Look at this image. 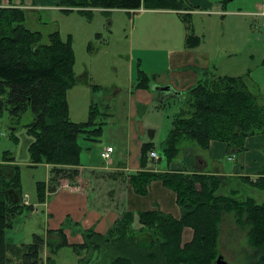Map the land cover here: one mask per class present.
<instances>
[{"label": "trees", "instance_id": "1", "mask_svg": "<svg viewBox=\"0 0 264 264\" xmlns=\"http://www.w3.org/2000/svg\"><path fill=\"white\" fill-rule=\"evenodd\" d=\"M226 1L230 0H223L222 4ZM58 3L68 11H85L89 17L93 15L92 8L130 11L142 6L183 11L180 15L187 31L186 47H195L200 42V36L193 33L191 13H184L196 7L188 0H60ZM27 13L26 9L14 5L0 6V119L7 112L19 123L26 111L33 112V120L25 125L34 138L29 145V154L34 164H54L49 179L54 188L59 172L64 169L58 165L69 166L63 173H68V178L75 182L78 169L74 166L80 165L82 150L79 137L85 134L91 139L100 134L99 128L91 129L98 125L95 120L98 110L92 104L87 120L78 122L70 118L67 94L79 80L74 71V52L70 44L62 40L58 30L49 33L45 40L41 31L30 28L26 22ZM189 67L198 74L210 71L186 66ZM138 74L136 86L149 89V77L140 69ZM246 74L218 76L211 71L188 89V95L183 99L185 104L173 117V126L163 146L168 164L180 155L185 145L207 149L211 140H221L228 148L242 150L248 135L264 132V103L259 102L252 91L251 78ZM142 106L138 104V110ZM154 146L152 142L143 143L142 168ZM8 166L0 163V264H14L13 257L21 250L19 245L5 240L7 230L17 218L12 216L28 212L33 206L22 207L16 203L22 191L18 165L12 166L11 178L6 177L3 170ZM154 179L162 180L164 186L176 193L181 211L179 218L159 209L139 211L136 214L141 226L135 228V213L127 210L106 234L93 229L84 231V242L74 243L73 248L79 252L93 251L105 264H215L217 254L220 255L223 215L232 212L246 230L247 244L253 249V252H245L238 264H264V198L261 202L252 196L240 199L235 191L220 195L221 181L214 174L146 169L130 174L131 184L140 194L148 192ZM241 179L264 190V175H244ZM44 187H41L43 192L40 191L42 200ZM70 221L67 219V223ZM65 227L49 230L47 238L44 234H35L28 244L29 251L24 254L25 260L21 262L56 264L51 253L45 261L41 254L48 237L57 235L63 238V244L67 243ZM185 227L193 229V237L187 242L182 240ZM49 248L53 249V245Z\"/></svg>", "mask_w": 264, "mask_h": 264}, {"label": "crops", "instance_id": "2", "mask_svg": "<svg viewBox=\"0 0 264 264\" xmlns=\"http://www.w3.org/2000/svg\"><path fill=\"white\" fill-rule=\"evenodd\" d=\"M38 1L40 2L41 0H37V3H39ZM45 1L54 3L60 2V0H42L44 3ZM222 1L223 0H220L219 4L216 0H188L190 4L196 6L194 9H188L186 12L191 13V23L194 24L193 33L200 36L199 44L191 48H188L185 45L187 31L185 22L180 15V12L183 11L147 9L144 7L130 9V11H127L128 14H133L132 18H134L133 16L136 14L146 15L158 14L161 12L174 14L175 16L170 22L178 24V36L180 35L183 47L177 48L175 46L174 48L168 50L165 65L160 68L163 72L161 70H149L147 67L152 63L151 57L145 55L139 56L140 58L137 63L138 66L134 86H131V90L129 91L130 96L128 98L127 108L130 117L128 123L125 125L126 130L122 133V148L118 154L115 153L116 148L112 142H107L108 144H105V142L100 139L108 125V120H103V118H106L107 116L109 119L112 115H115L112 114V101H110L109 105H107L109 108L108 110L102 109L104 111H98L95 118L98 125H94L91 129L99 128L100 134L91 139L87 138L88 140L95 142L100 139V149L97 153H95L93 151L95 147H93L92 151H90L89 147V153L86 154L83 159L80 158V165L74 166L78 168L79 174L76 176V179L81 183V185H78H80L82 189L76 190V188H69L70 186H67L68 183H70L69 180L62 181V184L60 185L62 187L57 186V188H55L53 186L54 188H52V184H50L49 179L52 175V172L50 175V169L54 167V164L44 163L47 167L44 199L42 200L37 196V199L29 201L28 196H25L28 194H24L21 191V195L18 196L16 203H19L22 207H24V205L28 206L26 203H31L33 205L39 204L38 202H40V208L38 209H42L44 217L47 216L46 235L49 230H57L62 227V225L66 226L64 232L67 243L63 244V238L57 235L51 238L48 237L44 243V251L48 250V253H51L53 258L62 247L69 245L73 248V244L75 242L83 243L85 240L84 231H87L88 229H93L95 232L100 234H106L115 221L121 217L124 211L127 210L135 213L133 222V227L135 228H139L141 226L139 217L136 214V212L139 211L159 209L176 218L181 216V211L177 204L176 193L164 186L162 180H152L146 194L136 192L134 186L131 184L130 174L137 170L146 169L153 170L155 172L195 171L214 174L221 181L218 194L229 195L235 191L236 196L240 188L245 187V182L241 179L242 176L247 175L256 177L264 175V132L248 135L244 141V149L242 150H238L236 147L228 148L226 143L221 140H211L207 149L198 148L196 145L194 147L191 144L185 145L183 150H181L180 155H178V157H176L169 164L167 163L168 160L165 154V161L158 152L157 158L151 157V152L153 150L156 151L158 148V142H155L153 139L155 136L157 137V129L159 125L150 123L143 118L144 115H147L149 107L154 102H159L160 104L165 105L167 98L171 95L175 96L178 101H183L185 93L188 89H190L200 77L203 79L207 77L206 74H198V72H196L193 68H186V66L189 65L199 67L200 69H210V72L214 70L216 75L223 76V74L218 71L217 64L222 58L228 57V53H230L229 56L232 54V50L229 49L227 41L223 39L224 34L221 27L219 28L209 24L200 29L197 26L196 19L218 18V15L227 19L228 16L233 17V15L240 13L243 18H250V21H252L253 24L258 23V21H264V0H256L253 3L252 8L251 6H247L242 7L237 11H234L233 8H226L228 2L226 1L225 5H223ZM13 3L16 2L13 1ZM37 5L38 4H36V6ZM114 11H118V9L110 10L109 13L112 14ZM138 18H142V16L139 17L138 15L136 19ZM262 37H264V32H261L260 36L256 38V41L260 42L264 48V38L262 39ZM223 42H225V46H223ZM162 51L164 52L165 50ZM258 55L261 58L260 63L264 64V49L263 53H259ZM152 56L156 58L155 67L157 69L161 63V55L158 51H154ZM254 57L255 54L252 53L251 59L254 60ZM139 69L149 77L151 85L149 89L136 86L139 78ZM247 71L248 70H243L242 68V70L238 72H230V74L226 75L239 76L247 73L250 77V73ZM85 73L78 76L79 80L74 85L78 86V84H83V86H86L83 89V93L85 95H89L95 90L101 91L104 88V84L102 82L94 84L90 83V79ZM251 78L250 82L253 80V75ZM158 83L163 85L170 84L171 89L159 91L152 89L153 86ZM132 88L135 90L134 94ZM178 91L180 93H177ZM121 93L122 88L117 87L114 94L119 96ZM92 104H90V106ZM124 104L126 103L121 101L115 102V106L113 107L114 112H123ZM138 104H142L144 106L142 114H140V110H138ZM157 108L158 110L161 109L158 106ZM89 113L85 120L88 119ZM99 122L102 123L99 124ZM169 130L165 135L164 140H161L162 149L168 137ZM86 134L88 135V133ZM83 135L86 136L85 134ZM147 135L150 136L151 140H146ZM146 142H152L155 146L148 152L149 160L144 168H142L140 160L141 149L143 143ZM108 146H113V151L111 152V159L109 162H106L102 158L100 152L102 147L104 148ZM82 151L83 147L81 155ZM0 163H5V165L9 164V166L4 167L3 170L6 172V177L11 178L13 176L12 166L16 163L12 160L5 159L1 160ZM116 201H119V203ZM36 208L37 207H35V209ZM35 212L38 211L36 210ZM21 214L23 213L18 214L16 217ZM67 219H70L71 221L67 223ZM15 224L16 222H14L13 226L9 229L13 228ZM192 236L193 229L185 227L182 236L183 242L190 241ZM70 238L75 239L73 243L70 241ZM15 244L18 245L19 243ZM52 245L53 249H50L49 247ZM78 253V262L80 264H87L89 263V260L92 261L93 264H105L103 258L101 260L100 256H97L91 250H83L82 252L78 251ZM93 254H95V259L92 256ZM44 258L46 260L47 255ZM80 258L85 259L80 260ZM82 260H87L88 262L82 263Z\"/></svg>", "mask_w": 264, "mask_h": 264}, {"label": "rangeland", "instance_id": "3", "mask_svg": "<svg viewBox=\"0 0 264 264\" xmlns=\"http://www.w3.org/2000/svg\"><path fill=\"white\" fill-rule=\"evenodd\" d=\"M13 1L16 3H13ZM216 1L220 4V0ZM255 1L230 0L227 1L228 5L226 8H233L234 11L247 6L252 8ZM36 4L38 5L36 6ZM6 5H14L26 9L28 11L26 22L29 27L41 31L45 40H47L49 33L58 30L62 40L69 43L74 52V71L77 76L86 72L85 74L88 75L90 83L102 82L104 84V88L101 91L95 90L96 92L94 91L89 95L83 93V89L86 87L83 84L69 88L67 97L70 118L74 121L85 120L89 113L90 104L95 103L94 108L102 112L109 109L107 105L112 101V114L115 115H112L111 119H108L107 116L103 118V120H108V125L100 139L105 144L112 142L116 148L115 153L118 154L122 148V133L126 130L125 125L130 117L127 108L130 96L129 91L131 86H134L139 56L151 57L152 63L147 67L149 70L162 71L160 68L165 65L168 50L175 46L177 48L183 47L180 35L178 36V24L170 22L175 15L167 12L146 15L136 14L133 16L134 19L132 18L133 14H128L124 9H118V11H114L111 14L109 13L110 10L103 11V9L92 8L94 12L92 17H89L85 11L79 9L68 11L60 6L59 3L49 1L44 3L42 0L39 3H37V0H4L0 4V6ZM138 15L139 17L142 16V18L136 19ZM217 17L197 18L196 22L200 29L209 24L221 27L224 34L223 39L227 41L229 49L232 50L230 56V53H228V57L222 58L217 64L218 71L226 75L230 74V72H238L242 68L243 70H248L250 78L253 75L250 87L257 95L259 102L263 101L262 103H264V64L260 63L261 58L258 55L263 53L264 48L260 42L256 41L261 32H264V21H258V23L253 24L250 18H243L240 13L233 15V17L228 16L227 19L222 18L221 15ZM192 25L194 30V24ZM223 46H225V42H223ZM162 50L165 51L163 52ZM154 51H158L161 55V63L157 69L155 67L156 58L152 56ZM252 53L255 54L254 60L251 59ZM208 73L205 74L207 75ZM156 85L162 86L163 84L158 83ZM117 87L122 88V93L119 96L114 94ZM132 91L134 94V88H132ZM187 95L186 92L185 96ZM117 101L126 103L124 104L123 112H114V103ZM184 104L185 100L178 101L175 96L171 95L167 98L165 105L154 102L149 107L147 115L143 116L148 122L159 125L157 137L155 136L153 140L158 142L156 151L162 156L164 161L166 158L161 147V140H164L168 130L172 127L173 117ZM156 105L161 109L158 110ZM143 109L144 106L140 108V114H142ZM33 116V112L28 110L24 113L19 123L13 120L7 112L0 119V161L9 157L14 159L12 161L18 165L17 171L21 180L22 192L28 194L25 196H28L29 201L41 197L40 191L43 192L41 187L45 185L47 176L45 164L32 163L29 154V145L34 138L25 125L32 121ZM12 131H15L14 135L11 134ZM146 138V140H151L149 135ZM100 139L95 142L88 140L83 134L80 135L79 142L83 147L82 159L89 153V147L90 151H92L93 147H95L93 150L95 153L99 151ZM57 167L60 169L64 168L63 171L70 168L69 166L61 165ZM63 171L59 172L58 184L55 185V188L59 187L62 181L70 180L68 178L69 174H65ZM245 183V187L240 188L237 193L238 198L243 199L247 196H252L261 202L262 198H264V190ZM78 184L81 185L76 179L75 186H78L76 190L82 189ZM116 202L119 203V201ZM38 203L40 204V202ZM39 204H33L32 210L24 212L17 218L16 214L12 216L13 219L16 218V224L13 228L7 230L5 240L19 243L18 245L21 248L19 255L13 257L12 262L14 264H22L25 260L24 254L29 251L28 244L32 242L34 235L37 233L44 234L47 231V216L44 217L42 209H38L40 208ZM35 207L37 208L35 209ZM36 210L38 212H35ZM222 229L223 234L219 246L220 254H223L230 264H238V260L243 259L246 255L245 252H253V249L247 244V232L238 224L235 213H224ZM75 239L70 238V241L73 243ZM20 254H22V259L17 258ZM78 254V250L67 245L62 247L57 255H54V259L56 264H80L78 262ZM41 255L45 261L44 257L49 255L48 250ZM92 256L95 259V254ZM87 264L93 263L89 260Z\"/></svg>", "mask_w": 264, "mask_h": 264}, {"label": "water", "instance_id": "4", "mask_svg": "<svg viewBox=\"0 0 264 264\" xmlns=\"http://www.w3.org/2000/svg\"><path fill=\"white\" fill-rule=\"evenodd\" d=\"M152 89L157 90V91H159V90H168V89H171V85L170 84H166V85H162V86L155 85V86H153ZM177 93H180V92L178 91ZM215 264H230V262L225 259L223 254H220L217 257V259L215 261Z\"/></svg>", "mask_w": 264, "mask_h": 264}, {"label": "built area", "instance_id": "5", "mask_svg": "<svg viewBox=\"0 0 264 264\" xmlns=\"http://www.w3.org/2000/svg\"><path fill=\"white\" fill-rule=\"evenodd\" d=\"M112 151H113V147H111V146L102 149V151H101L102 158L105 159L106 161H109L111 159V152ZM151 157L157 158L158 157L157 152L152 151ZM70 188H78V186H75V187L71 186Z\"/></svg>", "mask_w": 264, "mask_h": 264}, {"label": "flooded vegetation", "instance_id": "6", "mask_svg": "<svg viewBox=\"0 0 264 264\" xmlns=\"http://www.w3.org/2000/svg\"><path fill=\"white\" fill-rule=\"evenodd\" d=\"M16 222V221H15Z\"/></svg>", "mask_w": 264, "mask_h": 264}]
</instances>
